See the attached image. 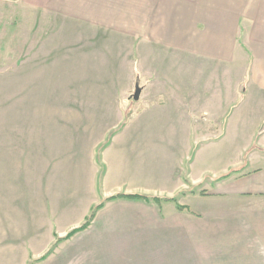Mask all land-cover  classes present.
<instances>
[{
	"label": "rangeland",
	"instance_id": "374dc122",
	"mask_svg": "<svg viewBox=\"0 0 264 264\" xmlns=\"http://www.w3.org/2000/svg\"><path fill=\"white\" fill-rule=\"evenodd\" d=\"M13 4L0 0V264L5 249L19 241L15 236L19 225L25 235L18 232L21 239L31 242L38 254L27 264H264V254L260 258L254 248L261 244L252 248L245 244V238L257 239L248 222L243 224L245 218L218 211L212 192L223 180L210 177L199 189H180L190 176L185 157L191 148L150 147L148 165L140 164V170L135 166L127 180L118 181L122 168L135 162L123 163L116 155L117 150L130 148L117 137L131 122L138 125L149 117L140 114L146 99L133 100L136 84L145 81L131 77L135 54L131 52L125 63L119 56L111 59L126 68L100 69L99 53L83 50L82 35L72 37L73 47L58 46L51 30L45 35L36 30L45 27V18L39 26L36 16L22 17L20 24L10 21ZM46 23L50 26L51 20ZM124 73L127 79H118ZM208 107L222 111V106ZM261 120L250 138L208 145L199 155L235 163L264 152ZM160 123H168L163 115L146 124ZM203 133L215 139L221 134L208 128ZM175 134L180 139L183 133ZM203 160L205 168L213 163ZM145 168L152 177L142 171ZM131 174H140L145 182L131 186ZM120 193L175 198L186 208L109 199ZM101 204L104 207L86 230L62 240L82 227Z\"/></svg>",
	"mask_w": 264,
	"mask_h": 264
},
{
	"label": "crops",
	"instance_id": "0c3cea01",
	"mask_svg": "<svg viewBox=\"0 0 264 264\" xmlns=\"http://www.w3.org/2000/svg\"><path fill=\"white\" fill-rule=\"evenodd\" d=\"M9 2L14 3L10 21L18 20L20 24L22 17L35 19L36 16V26H39L40 20L45 18V27L36 30L43 35L51 30L53 42L58 41V46L73 47L75 39L72 37L82 35L83 50L99 53L100 69L126 68V64L111 62V59L119 56L125 63L131 52L135 54L131 77L145 79L136 86L142 88L140 101L146 99L140 114L149 117L138 125L131 122L117 137V141L120 139L130 148L121 153L117 150L116 155L123 157V163L135 162L129 168H122L117 175L118 181L127 180L135 166L140 170V164L148 165L150 147L168 144L191 148L190 155L185 157L191 166L190 172L187 171L190 176L187 175V182L182 183L180 189L183 186L199 189L210 177L223 180L212 192L220 206L218 211L225 210L232 212L231 216L240 214L238 217L245 218L243 224L246 226L248 222L257 235V239L245 238L249 241L245 244L251 248L261 244L254 248L263 258L264 152L245 155L243 162L235 163L206 157L209 153L204 155L206 158L199 154L200 148L208 145L224 140L233 144L250 138V133L257 131L258 120L262 119L264 123V0ZM48 19L50 26L46 23ZM143 57L147 60L141 59ZM126 75L124 73L118 79H127ZM210 105L222 106V111L209 108ZM161 115L168 123L146 124L157 121ZM173 116H178L179 120ZM206 128L221 134L215 139L212 134L203 133ZM175 133L183 134L179 139ZM244 133L249 136L245 137ZM195 146L199 150L194 151ZM201 160L213 163L205 168L201 166ZM145 170L148 171L147 168L142 171ZM136 177L138 180H133ZM147 177H152L149 171ZM129 180L131 186L145 182L140 174H131ZM95 182L96 179L94 190L99 195ZM148 184L152 186V182L148 181ZM254 220L259 222H252ZM18 232L25 236L19 225L15 230L19 241L10 243L14 246H9L3 253V259L9 264H27L32 255L38 256L36 251L33 253L32 243L22 240ZM0 234L3 236L2 232Z\"/></svg>",
	"mask_w": 264,
	"mask_h": 264
},
{
	"label": "trees",
	"instance_id": "16d2710c",
	"mask_svg": "<svg viewBox=\"0 0 264 264\" xmlns=\"http://www.w3.org/2000/svg\"><path fill=\"white\" fill-rule=\"evenodd\" d=\"M109 199L110 200L124 199V200L132 201V202H143L145 204H152V203L154 204L155 203L157 205L161 204L163 202H168V203H174L177 206V209L180 210V211H183L186 208V207L180 205L178 203L177 199H175V198L162 199V198H159V197H147V196L141 195V194L126 195V194L120 193V194L113 195ZM103 204H101L98 207H96L95 209H93L91 216L87 219L86 223L82 227L74 229L73 231L68 233V235L66 236L65 239H62V240L71 239L74 236H76L77 234H79V233L83 232L84 230H86L91 225L92 220L95 218L96 212L104 207Z\"/></svg>",
	"mask_w": 264,
	"mask_h": 264
},
{
	"label": "water",
	"instance_id": "95a60500",
	"mask_svg": "<svg viewBox=\"0 0 264 264\" xmlns=\"http://www.w3.org/2000/svg\"><path fill=\"white\" fill-rule=\"evenodd\" d=\"M141 95H142V88H141L140 85H137V86H136L135 93H134V95H133V100H134L135 102H138V101L140 100V98H141Z\"/></svg>",
	"mask_w": 264,
	"mask_h": 264
}]
</instances>
